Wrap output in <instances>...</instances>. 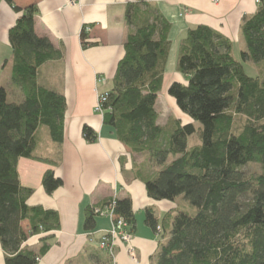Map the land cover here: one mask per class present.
<instances>
[{
	"label": "trees",
	"instance_id": "obj_1",
	"mask_svg": "<svg viewBox=\"0 0 264 264\" xmlns=\"http://www.w3.org/2000/svg\"><path fill=\"white\" fill-rule=\"evenodd\" d=\"M262 2L240 27L246 44L240 60L254 63L258 75L245 73L233 55V41L219 31L203 24L189 28L179 41L176 57V71L186 82L174 80L167 87L181 116L171 115L164 124L158 122L156 101L164 88L171 23L146 1L126 5L125 52L112 87L100 92L105 96L102 116L131 153L149 160L148 172L137 165L132 170L145 184L147 195L154 200H179L180 207L165 213L161 225L152 208L145 210L144 222L158 234L167 225L170 230L155 264H264ZM14 9L21 15L9 31L11 84L22 99L7 101L8 91L0 84V246L5 264H36L51 245L49 232L59 227V215L27 203L34 189L21 183L17 164L22 157L59 164L34 151L40 127L47 128L57 148L63 142L65 97L37 82L39 66L62 59L63 52L35 33L34 5ZM86 39L82 30V46L94 45ZM82 135L88 142L97 139L89 125L82 127ZM126 160L121 157L120 165ZM251 164L259 165L260 171L248 174L244 166ZM62 184L54 170L44 172L42 186L47 194ZM114 200L115 217L126 222L132 235L136 218L130 197ZM188 203L195 207L194 213L183 209ZM94 208L85 213L87 230L94 227L98 215ZM24 220L29 223L27 231ZM37 234H45L37 250L23 245Z\"/></svg>",
	"mask_w": 264,
	"mask_h": 264
},
{
	"label": "crops",
	"instance_id": "obj_2",
	"mask_svg": "<svg viewBox=\"0 0 264 264\" xmlns=\"http://www.w3.org/2000/svg\"><path fill=\"white\" fill-rule=\"evenodd\" d=\"M136 1L141 0H77L75 5L67 4L66 0H13L12 5L0 0V84L7 89L8 96L13 100L22 99L21 92L11 84L13 55L9 31L21 15L14 6L25 8L34 5L37 9L35 33L47 37L55 48L63 52L62 59L47 61L37 70L40 85L65 97L63 142L57 148L47 128L40 127L34 151L36 156L59 160V164L53 166L23 157L17 164L21 183L34 189L27 203L53 209L59 215V227L49 232L51 245L36 264H155L161 244L170 236L168 225L160 234L147 225L144 213L147 208H152L161 225L165 213L180 207L179 200H154L147 195L143 181L132 175L135 165L148 172L150 165L146 155L131 153L103 123V116L94 111L98 93L112 87V79L125 52L128 34L126 5ZM142 1L156 6L171 23V47L165 64L163 94L160 92L156 101L158 104L159 98L164 97L169 104L160 110L156 105L158 122L164 124L171 115L181 116L174 100L167 94V87L174 80L186 82L184 76L176 71L178 44L186 31L197 25H207L229 38L234 45L235 40L242 37L240 27L243 18L252 15L259 3L255 0H219L216 3L212 0ZM82 30L87 34V42L94 45L82 46ZM8 65L10 73L6 72L3 79V71ZM99 79L105 82H99ZM84 125L97 132L96 141L85 140L82 135ZM124 156L127 160L121 166L120 158ZM48 169L54 170L63 180V184L51 194H47L42 186V176ZM125 197H130L136 218L129 244L135 250L136 261L130 259L128 244L122 240L116 241L112 258L100 248L101 235L111 227L109 217L95 215L94 227L90 230L84 227L88 208ZM22 227L28 230L27 220L22 222ZM43 235H32L23 245L37 250L39 238ZM0 264H5V252L1 246Z\"/></svg>",
	"mask_w": 264,
	"mask_h": 264
},
{
	"label": "built area",
	"instance_id": "obj_3",
	"mask_svg": "<svg viewBox=\"0 0 264 264\" xmlns=\"http://www.w3.org/2000/svg\"><path fill=\"white\" fill-rule=\"evenodd\" d=\"M213 2H218L219 0H212ZM256 3H260L261 0H255ZM67 4L75 5L77 4V0H66ZM88 29V28H86ZM99 82H105L104 79H99ZM105 99L104 93H98L97 102L94 108V111L103 115L104 110L102 108V101ZM114 204L115 200L109 201L107 205L104 206L103 209L95 207L93 212L98 215H103L109 217L111 220V227L109 230L104 232L99 240V246L102 249L108 251L111 257L114 256L115 244L117 240H122L128 244L127 253L131 260L136 261V254L134 248L129 245L131 240V233L127 230L126 222L121 218H116L114 215ZM159 229V228H158ZM39 258H36L38 261Z\"/></svg>",
	"mask_w": 264,
	"mask_h": 264
},
{
	"label": "rangeland",
	"instance_id": "obj_4",
	"mask_svg": "<svg viewBox=\"0 0 264 264\" xmlns=\"http://www.w3.org/2000/svg\"><path fill=\"white\" fill-rule=\"evenodd\" d=\"M245 48H246V44H245L244 39H243L242 37H238V40H235V42H234V47H233V49H234V50H233V55L235 56V58H236L237 60L241 61V60H240V50H243V49H245ZM241 62H242V61H241ZM3 65H5V64L3 63ZM242 65H243L244 71H245V73H246L247 75L252 76V77L258 75V69H257V67L254 65V63L245 61V62H242ZM3 70H4V66H3ZM9 71H10V65L7 66V70H6V71H3V72H4V74H3V79H4V77L6 76V72H7V73H10ZM3 82H4V81H3ZM1 85H2V84H1ZM160 94H161V95L163 94L162 91H161ZM7 101L20 102V101H18V100H13L11 96H7ZM156 105H157V107H158V110L163 109L164 107L167 108V107L169 106V104H168L167 102H165L164 97H163V99H162V97H160L159 100H158V104H156ZM157 107H156V108H157ZM171 113H172V112H171ZM179 114H180V113H179ZM174 115H175V114H174ZM182 118H184V116H183ZM184 121H186L185 118H184ZM197 124H198V123H197ZM198 125H199V124H198ZM44 128H46V127H44ZM40 133H43V132L41 131ZM41 141H44V142H45V140H43V139H41ZM244 170H245L246 172H248V174H251V173L259 172V171H260V168H259V165H257V164H251V165L244 166ZM183 209H185V210H187V211H190V212H193V213H194L195 210H196L195 207L192 206V205H190L189 203L186 204V205L184 206ZM157 231H158V230H157ZM160 233H161V232H159V234H160ZM102 250H103L104 252H106L108 256H110V254L108 253L107 250H105V249H102ZM110 257H111V256H110Z\"/></svg>",
	"mask_w": 264,
	"mask_h": 264
}]
</instances>
